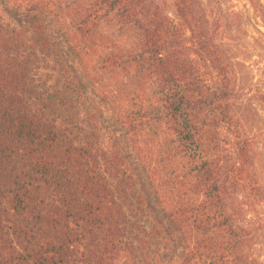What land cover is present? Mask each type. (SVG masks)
Masks as SVG:
<instances>
[{"label":"trees","instance_id":"16d2710c","mask_svg":"<svg viewBox=\"0 0 264 264\" xmlns=\"http://www.w3.org/2000/svg\"><path fill=\"white\" fill-rule=\"evenodd\" d=\"M208 8L0 0V264H263L249 254L238 194L255 172L251 137L216 156L199 137L204 109L233 124L238 94L232 56L218 44L221 19ZM108 26L133 32L134 45L107 42ZM201 67L216 74L212 89ZM127 70L157 84V104L136 103V119L122 116L104 75ZM160 120L172 124L201 201L169 209L153 196L131 144Z\"/></svg>","mask_w":264,"mask_h":264},{"label":"rangeland","instance_id":"374dc122","mask_svg":"<svg viewBox=\"0 0 264 264\" xmlns=\"http://www.w3.org/2000/svg\"><path fill=\"white\" fill-rule=\"evenodd\" d=\"M14 1L24 5L38 0ZM205 2L208 9L214 11L216 17L221 19L218 44L221 43L232 56L238 74V94L232 100L233 114L236 115L232 120L233 124L230 125L229 120L225 123L219 117L212 120L204 109L197 120V126L201 130L199 137L203 145L215 156L225 153V150L229 152L236 137H243L246 133L251 137L256 150L253 160L255 172L250 175L247 187L238 189L240 198L246 204L247 213L241 225L249 232V254L264 264V193H258L257 197L251 194L257 188L264 190V0H205ZM21 10L25 11L26 8L22 7ZM102 31L107 42L117 41L127 49L134 45L133 32H118L116 27L109 26ZM98 51L101 49L98 48L93 55L98 54ZM96 59L95 56L94 61ZM201 70L204 84L208 89H212L217 80L216 74L206 68L201 67ZM105 74L107 89L119 102L122 116H131L137 110L138 104L144 106L157 104V84L154 78L148 75L135 77L131 70ZM205 90L206 88H203V96H206ZM198 97L200 96L195 98ZM134 116L131 117L136 119ZM237 124L239 127L235 128ZM171 126L167 120L153 122L143 128L131 146L135 147L134 154L138 155L135 159L143 163L154 180L153 196H158V201L163 206L175 209L186 204L190 198L201 201L203 196L199 191L203 190V186L198 178L188 175L187 170L191 162L179 154L177 134ZM245 178L248 179V175ZM194 237L197 240L202 239L200 234H194ZM117 264L133 263L129 258L123 257ZM170 264H175V261Z\"/></svg>","mask_w":264,"mask_h":264}]
</instances>
